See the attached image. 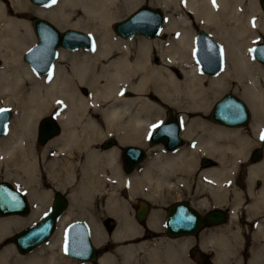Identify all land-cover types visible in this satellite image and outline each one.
<instances>
[{
  "label": "bare ground",
  "instance_id": "obj_1",
  "mask_svg": "<svg viewBox=\"0 0 264 264\" xmlns=\"http://www.w3.org/2000/svg\"><path fill=\"white\" fill-rule=\"evenodd\" d=\"M144 1L55 0L35 8L36 13L50 18L60 28H82L96 37L89 49L68 52L60 47L51 70L41 74L22 57L36 41L35 29L24 8L25 0H0V99L4 98L6 105L20 112L19 122L10 128L8 123L6 133L0 137V169L3 168L5 178L23 184L34 202L26 217L15 214L0 217V264H77L57 250L61 246L59 236L63 225L77 213L74 206L78 204H87L90 209L94 229L91 232L97 245L105 238V231L94 213L104 208L118 219L113 240L126 241L139 235L140 226L127 213V200L121 191L124 187L131 196L141 195L157 203L164 192L192 182L190 179L194 176L199 189L206 194L194 202L195 207L225 203L233 172L241 160L245 161L248 149L257 143L264 130V65L252 52L259 33L264 35V13L256 0H215V3L213 0H156L151 2L168 10L159 37L143 34L124 37L115 32L114 23L125 19ZM194 24L211 30L222 43L218 41L223 66L216 73L201 70L195 57ZM45 33V42L31 54L35 66L43 63L52 41L51 32L45 30ZM57 36L54 33L53 39ZM156 55L160 58L158 62L153 60ZM83 85L90 88L87 96L80 91ZM229 87L251 108L250 127L256 138L252 139L243 128H231L207 119L208 107ZM167 106H175L182 113L185 123L181 135L190 141L189 147L184 145L164 152L162 144L161 147L160 143H150L157 148L149 156L147 153V160L139 168L136 166L135 171L127 174L121 166L118 149L111 146L104 150L98 146V140L109 134L117 137L120 144H147L153 125L162 122L161 114ZM52 109L58 110L56 119L62 127L46 141L44 163L50 156L49 166L57 170L62 168L60 157L68 155L71 169L67 174L72 178L73 158L77 155L84 158L83 177L69 194L70 206L59 218L54 237L21 254L14 243L8 242V234L36 217L43 198L51 195L40 188L37 178L40 164L31 134L36 119ZM171 135L169 132L168 136ZM197 150L214 157L217 166L202 168ZM263 168L264 162H261L250 167L249 172L254 176ZM50 178L59 179V173H53ZM258 195L260 200L264 199V187ZM235 196L239 199L234 201L231 219L242 194L237 192ZM159 213L148 214L147 223L152 230H157ZM210 239L217 244L215 260L229 262L230 239L216 234ZM84 241L80 227L67 230L68 251L85 254ZM112 249L99 257L100 264H119V256L124 264H136L138 249H146L143 264H186L176 242L166 237L154 242H126ZM256 259L254 254L249 264H255Z\"/></svg>",
  "mask_w": 264,
  "mask_h": 264
},
{
  "label": "water",
  "instance_id": "obj_2",
  "mask_svg": "<svg viewBox=\"0 0 264 264\" xmlns=\"http://www.w3.org/2000/svg\"><path fill=\"white\" fill-rule=\"evenodd\" d=\"M36 3H49L52 0H32ZM264 9V0H259ZM164 20V12L158 6H150L143 4L141 7L129 14L125 19L114 23V30L124 37L132 36L136 33L143 34L147 37H154L160 31ZM37 40L27 50H25L23 57L31 65V67L38 73L45 74L52 68L53 61L57 54V47L62 46L67 49H76L81 47L90 48L93 43L91 34L82 31L78 28H67L62 31L49 20L42 18H35L33 21ZM45 30L50 31L52 41L49 42L46 55L43 57V63L35 66L31 58V54L42 43L45 42ZM47 32V31H46ZM54 33H57V38H54ZM60 34V36H59ZM82 39H76L77 37ZM44 41V42H43ZM195 49L194 54L198 60L201 70L208 74L218 72L223 65L222 47L218 40L209 32L202 28H197L194 34ZM254 55L264 63V40L256 43L253 47ZM52 55V56H51ZM51 56V58H50ZM0 109H7L9 111L0 112V137L5 133L7 123L11 118L12 112L8 107H1ZM209 117L211 120L229 125L240 126L246 124L251 112L246 102L239 96L226 92L218 98L209 110ZM181 124L177 115L169 110L165 120L159 123L149 135V142L151 144L161 143L167 149H173L181 146L184 143L183 137L180 135ZM60 126L54 116H44L40 119L37 129V140L39 143H45L50 137L59 133ZM171 132V137L168 133ZM264 133V131H263ZM263 143H264V139ZM116 139L113 137L106 138L103 141L104 147H110L115 144ZM145 156V150L137 145L125 146L122 151L124 160V169L131 171ZM211 161L204 157L203 163L209 164ZM13 197L15 199H13ZM65 196L56 191L53 194V199L49 209L38 218L36 221L22 227L16 231L11 239L17 249L21 252H27L40 243H42L51 234L55 224L56 217L64 209L66 205ZM31 212L29 197L20 188H17L7 180H0V215L21 214L27 215ZM147 212V202L142 201L141 205L136 209L135 215L137 220L142 221ZM187 213L190 216H186ZM191 217L190 220L185 219ZM203 216L199 215L189 204L185 201L175 202L168 208V212L164 218V228L171 236H180L184 234H194L202 224ZM224 213L215 209L212 210L205 218V221L214 220L216 222L223 221ZM188 222L187 224H184ZM80 227L84 237L85 254H78L70 251L71 255L90 260L96 257L95 244L91 238L90 230L84 220H73L68 229Z\"/></svg>",
  "mask_w": 264,
  "mask_h": 264
},
{
  "label": "rangeland",
  "instance_id": "obj_3",
  "mask_svg": "<svg viewBox=\"0 0 264 264\" xmlns=\"http://www.w3.org/2000/svg\"><path fill=\"white\" fill-rule=\"evenodd\" d=\"M151 1H156V0H145L143 3H142V5L143 4H148V5H150V6H158V7H160L161 9H163V12L165 13V16H166V18H167V15H168V10L165 8V7H163V6H160V5H157V4H154V3H152ZM256 2H257V4H258V6H259V8H260V10L264 13V9L262 8V6H261V4L259 3V0H256ZM141 5V6H142ZM33 27V26H32ZM58 27V26H57ZM58 28H60V27H58ZM67 28H69V27H63V28H60L61 30H63V29H67ZM197 28H202V29H204V30H206L207 32H209L212 36H214L213 34H212V32H211V30H207L206 28H204V27H201L200 25H198V24H194L193 25V31H194V33H195V31H196V29ZM80 29H82V28H80ZM113 29H114V27H113ZM33 30H34V27H33ZM115 31V30H114ZM116 32V31H115ZM90 34H91V32H89ZM160 33V34H159ZM158 34H157V37H159L161 34H162V30H160V32H159ZM260 35H259V38L256 40V42H255V44L256 43H258V42H260V41H263L264 40V35L262 34V33H259ZM92 35V34H91ZM135 35V34H134ZM36 36V35H35ZM93 36V39H94V41H95V39H96V37H95V35H92ZM136 36H143V35H136ZM135 37V36H134ZM215 37V36H214ZM216 38V37H215ZM153 39V38H152ZM217 39V38H216ZM218 40V39H217ZM94 41H93V43H94ZM219 41V40H218ZM220 42V41H219ZM221 43V42H220ZM33 44V43H32ZM32 44H30V45H32ZM222 44V43H221ZM254 44V45H255ZM254 47V46H253ZM61 49H63V47L61 48ZM60 49V50H61ZM64 50H66V48L64 49ZM76 50V49H75ZM66 51H68V52H74V51H69V49H67ZM76 51H81V49L80 50H76ZM253 52V51H252ZM23 57V56H22ZM254 57V56H253ZM158 59H160L159 58V55H156L154 58H153V60H154V62H158ZM254 59H255V57H254ZM23 60H24V58H23ZM256 60V59H255ZM25 61V60H24ZM57 61V60H56ZM256 61H258V60H256ZM26 62V61H25ZM259 62V61H258ZM0 63L2 64V59L0 58ZM27 63V62H26ZM259 63H261V64H263L264 65V63L263 62H259ZM0 64V65H1ZM223 70V69H222ZM221 72V71H220ZM219 72V73H220ZM36 73V72H35ZM218 73V74H219ZM38 74V73H37ZM38 75H40V74H38ZM215 75H217V74H215ZM40 76H44V75H40ZM80 91L85 95V96H87V95H89L90 94V88L88 87V86H86V85H83V86H81L80 87ZM226 92H231V93H233V94H235V95H237V96H239L235 91H233V88L232 87H229V88H227V89H225V90H223L218 96H217V99L218 98H220V96L223 94V93H226ZM240 97V96H239ZM241 98V97H240ZM242 99V98H241ZM213 102H215V100L213 101ZM212 102V104H214ZM212 104L208 107V109L206 110V112H207V114H208V117H207V119L210 121V122H212V123H216V122H214V121H212L210 118H209V110H210V108H211V106H212ZM246 104H247V102H246ZM248 105V104H247ZM3 106H5V107H9V108H11L12 110H11V112H12V116H11V119L9 120V128L11 127V126H13V124H15V123H18L19 122V119H20V112L18 111V109H16L15 107H13V106H10V105H6L5 104V100H4V98H1L0 99V108L1 107H3ZM249 106V105H248ZM249 109H250V111H252L251 110V108L249 107ZM169 110H171V111H173L174 113H176V114H178L179 115V118H180V121H181V124H182V128H183V126H184V123H185V121H184V119H183V116H182V113L180 112V111H178V109H177V107H175V106H167L166 107V109H165V111L161 114V118H162V121L164 120V117L166 116V114H167V112L169 111ZM57 115L58 114V110L57 109H52V110H50V111H47V112H45V113H43V114H41L37 119H36V121H35V123H34V126H33V129H32V134H31V138H32V144H33V147H34V150H35V152H36V155H37V159H38V162H39V164H40V166H39V171H38V175H37V178H38V180H39V183H40V188H42V190L43 191H45V192H50V196L49 197H45V198H43V200H44V202L41 204V208H40V212L36 215V217H34L33 219H31V220H29V221H27V223H24L23 225H21V226H18V227H15V228H13L12 229V231L8 234V237L9 236H12L17 230H19L20 228H22L23 226H25V225H27L28 223H30V222H33V221H35L44 211H46L47 210V208L50 206V203H51V200H52V196H53V193L55 192V191H60L61 193H63V194H66V197L68 198V202H69V206H70V203H71V200H70V198H69V194L72 192V191H74L75 189H76V187H77V185L79 184V182L81 181V179H82V177H83V172H84V170H83V164H84V158H78L77 157V155H76V158L74 157L73 158V177L72 178H70L69 176H68V174H67V172L71 169V165L67 162V157L66 156H68V155H63V156H61L60 157V166L62 167V168H58L57 170L56 169H54V167H51V166H49V164H50V162H49V160H50V156L49 157H45L46 159H45V163H44V151L46 150V145L48 144H46L45 145V143L44 144H41V143H39L38 142V140H37V127H38V125H39V122H40V119L42 118V117H44V116H52V115ZM252 114V113H251ZM253 115V114H252ZM252 121H253V117L251 116V119H250V121H249V123H247V124H245V125H241L240 127H233V126H231V128H243L244 129V131L252 138V139H254V138H256V136H255V133H253V131L251 130V127H250V125H251V123H252ZM263 121H264V115H263ZM59 123V122H58ZM59 125H60V123H59ZM61 125H60V129H61ZM9 128H8V131H9ZM8 133V132H7ZM3 136V135H2ZM1 136V137H2ZM58 137V136H57ZM109 137H113V138H115L116 139V141H115V144L113 145L114 147H112V148H116V149H118L119 150V158H120V161H121V166H122V168H123V158H122V151H123V148L126 146V145H129V144H131V143H126V144H120L119 143V140H118V138L117 137H115L114 135H112V134H109V135H106V137L104 136V137H102V138H100L98 141H99V147L100 148H102V149H104L105 147L103 146V140L105 139V138H109ZM56 138V137H55ZM184 138V137H183ZM184 140H185V147H189L190 146V141L188 140V139H186V138H184ZM133 144V143H132ZM137 145V144H136ZM139 146H142L143 148H145V150H146V152L148 153V156H149V154H150V151L151 150H153V149H155V148H157L156 146H151V144H150V142L148 141L147 142V144H144V145H139ZM159 146H162L161 144H159ZM104 150H106V149H104ZM200 150H197L196 151V154H197V156H198V159H199V165H200V158H202L203 156H207V157H209V158H211V159H213L214 160V164L213 165H210V166H208L207 165V167L206 168H209V167H211V166H217V161H216V159L214 158V157H210V155H203L202 153L200 154ZM47 159H49V160H47ZM144 160H145V158H144ZM143 160V161H144ZM146 160H147V158H146ZM145 160V161H146ZM142 161V162H143ZM144 161V162H145ZM142 162H140V165L139 164H137L135 167H136V169L137 168H139L143 163ZM142 163V164H141ZM139 165V166H138ZM241 165V164H240ZM201 166V165H200ZM50 167V168H49ZM135 167L133 168V170L135 169ZM204 168V167H203ZM53 169V170H52ZM135 169V170H136ZM51 170V171H50ZM123 170L127 173V174H131V173H129V172H131V171H126L124 168H123ZM134 170V171H135ZM55 171V172H54ZM61 171V172H60ZM133 172V171H132ZM53 173H59V179H51L50 177H51V175L53 174ZM3 174H4V170H3V168L2 169H0V180H7V181H9V182H11L13 185H15L17 188H20V189H22L23 191H25L26 193H27V195H28V197H29V201H30V203H31V208H33V206H34V202H33V200L31 199V197L29 196V194H28V190L25 188V186L23 185V184H21V183H13L12 181H10L9 179H7V178H5L4 176H3ZM240 175V174H239ZM58 177V176H57ZM192 179V180H191ZM190 179V181H192V182H190L191 183V186H190V183H188V184H179V185H177L174 189H173V191L172 190H169V191H167V192H164V194H162V196L160 197V200H159V202H157V203H154V202H152L151 200H149V199H146V198H144V197H142L141 195H134V196H131L130 194H129V192H128V189L127 188H123L121 191H122V195L126 198V200H127V204H128V212L127 213H129L128 214V216L131 218V219H133L139 226H140V228H141V233L139 234V235H137V236H135V237H133L132 239H128V240H113V234H114V232L116 231V229H117V227H118V219L116 218V216H114V215H111V214H109V213H107L106 212V210H105V208L101 211V210H98V211H96L95 213H94V217L96 218V219H98L99 221H100V223H101V225H102V228L104 229V231H105V233H104V236H105V238L103 237L102 238V240H101V242H100V246H102V242H105V240L107 239V240H109V242H111V243H109L110 244V246H111V249H109V250H113L112 248L113 247H116L117 245H119V244H124V243H126V242H135V243H140V242H143V241H151V242H154V240L155 239H159V238H162V237H166V238H169V236L165 233V229H164V227H163V219H164V216H165V214L167 213V206L173 201V199H175V198H180L181 196H183V194H185V192L187 191V189L188 188H191V187H193L194 186V190H193V192H195V193H198V198H196L195 200H194V202L195 201H199V200H201V199H203L204 198V196L206 195L203 191H197V189L199 190V184L197 183V181H198V179H196L194 176H193V178H191ZM58 180H59V182H58ZM61 180V181H60ZM193 183V184H192ZM230 187H233V184L231 183V185H230ZM232 188H231V191H229L228 192V196L230 195V193L232 192ZM234 192V191H233ZM237 192H241V190H237ZM237 192L235 193V194H237ZM238 198V197H237ZM221 200L223 199V197H221L220 198ZM239 199V198H238ZM141 200H146L148 203H149V205H150V209H149V212H150V214H151V212H155V211H158V212H160L159 214V224L157 225V230H152L151 228L149 229V227H148V223H147V218L144 220V222L143 221H138L137 219H136V217H135V209H136V207H137V205L139 204V202L141 201ZM234 200H236V196H235V199ZM234 200H232V204H231V212H233V209H234V206H233V204L235 203L234 202ZM226 201H227V199H226ZM193 202V203H194ZM84 204V203H83ZM83 204H78V206H74L75 208H76V211H77V213H75L74 215H72V217H70L69 218V220H73V219H76V218H82V219H86V217H88V212H86V211H88V207L86 206V205H83ZM149 212H148V214H149ZM83 213V214H82ZM29 215V214H28ZM28 215H19V216H21V217H26V216H28ZM91 215V213H90V209H89V216ZM7 217V215H0V217ZM13 216V215H12ZM89 222H90V218H89ZM108 225V227H110V230H109V232H108V227H107V225ZM147 224V225H146ZM90 225H91V223H90ZM228 225V224H227ZM148 227V228H147ZM221 227H223V228H221V230L220 229H214L213 231H211V233L210 234H208L207 236H206V242L203 244V242H201V246H203V248H205L207 251H210V249L209 248H213V250L214 251H211V252H213L210 256H213V257H211L212 258V260H208L207 259V261L204 263V264H241V259L239 258V256H238V254L236 255L235 253H234V249H233V245H234V243H231V239H230V237L228 236V234L226 235V232H225V230L226 229H228V227H226V226H224V225H222ZM91 228H92V232H93V226H91ZM146 232H149V233H151L153 236H154V238H151V237H148V238H146L145 237V235H146ZM214 234H216V235H223V236H225L226 238H229L230 240H229V242L227 243V247H228V255H229V257H230V260H229V262L228 261H226V262H224V263H219L218 261H216L215 260V257L217 256V244L215 243V242H212L211 241V239H210V237L212 236V235H214ZM157 236V237H156ZM170 239H172V240H174L175 242H176V248H177V251L179 252V254H182V256L184 257V259H185V263L186 264H203L202 262H199V258L200 257H202L203 255L202 254H200V253H198V254H196L195 256H192V255H190L189 253H188V247L190 246V245H192L194 242L192 241V238L190 237V238H188V237H182V236H180V237H178V238H170ZM186 239H190V241L189 242H182V241H180V240H186ZM8 242H11L12 244H13V242L11 241V240H9L8 239ZM115 244V245H114ZM198 244V243H197ZM238 248H240V247H238ZM17 250V249H16ZM146 249H138L137 250V252H138V259H137V263L136 264H143L144 262H146V258H145V256H144V251H145ZM18 251V250H17ZM57 251H59V249L57 250ZM108 250H106L105 252H107ZM104 252V253H105ZM103 254V253H102ZM207 256H209V254L207 255ZM118 262H119V264H124L123 263V259H122V257L121 256H119L118 257ZM122 262V263H121ZM246 262H248V260L246 261ZM248 264H249V262H248Z\"/></svg>",
  "mask_w": 264,
  "mask_h": 264
},
{
  "label": "flooded vegetation",
  "instance_id": "obj_4",
  "mask_svg": "<svg viewBox=\"0 0 264 264\" xmlns=\"http://www.w3.org/2000/svg\"><path fill=\"white\" fill-rule=\"evenodd\" d=\"M45 5L46 3H36V2H33L32 0H25L24 8H25V11L27 12L26 15L30 19L32 26L34 25L33 21L35 18L47 19L52 22L50 18L44 15H41L39 13H36L34 11L35 8L45 7ZM175 149L174 148L165 149L162 147V150L164 152H170V151L172 152ZM247 152L248 153H246L245 161L241 160L240 164L241 163L242 164L238 167V169H236L233 172L232 179H231V183L233 184V187L231 188L233 190L230 193V195L227 197V200H229V202L225 201V203H221V204L213 203V204H209L208 206H205L204 208H197L195 207L193 202L199 196H198V193L193 192L194 190V186H193L191 188H188L185 194H183V196H181L180 198L173 199V201L170 203L172 204L174 202L185 201L189 204V206L193 207V209L199 215H202L204 217L202 224L200 225L196 233L181 235L182 237L192 238V241L194 243L188 247V253L192 256H195L198 253L202 254L203 256L200 257L198 260L199 262H202L203 264L207 261V259L212 260L211 257L213 256H210V255L213 253L211 251H214V250L213 248H209L210 251H207L205 248H203V246H201V242H203L204 244L206 242V236L210 234L211 231H213L214 229L221 230V228H223L221 227L222 225L228 227V229L225 230L226 235L228 234V236L231 239V243H234L233 245L234 253L236 255L238 254L239 258L242 261L241 264H248V262L246 261L251 260L254 254L257 257L255 264H264V201H263L264 199L262 198L260 200V196L258 195L259 191L264 187V168L262 169L261 172H257L254 176L251 175L249 172L250 167L260 164L261 162H264V143H263V140L261 139V134H260V137H258L257 143L251 146ZM203 159L204 157L200 158V165L202 168L207 166V164L203 163ZM209 160L211 162L208 164V166L213 165L214 160H212L211 158H209ZM200 190L201 189L199 190L197 189V191H200ZM237 190H241V194H242V198L240 200L241 203L238 204L237 210L235 211V216L233 219H231V215H232L231 204H232V200L235 199V193L237 192ZM236 199H237V196H236ZM66 200H67L66 205L64 209L58 214L55 220L53 230L51 234L47 237L45 242H47L48 240H51L54 237V235L57 233V229L59 227L58 226L59 218L69 208V202H68L67 197H66ZM142 201L143 200L139 202L136 208H138L141 205ZM168 206H167V212H168ZM149 209H150V205L148 203L146 215L148 214ZM215 209H219L224 213L223 221H220V222H216L214 220L205 221V218L209 215V213ZM71 221L72 220H67V222L63 225L65 229L63 228V230L60 232L62 233V235L60 234L59 236L60 242H61L60 244L61 246H58V248H60L59 250L62 253L64 252L66 256L74 260L77 264H84V263L85 264H100L99 257L106 250L111 249V246L109 244L111 242H109V240L106 239L105 242H102L103 243L102 246H100L101 244L97 245V243H95L96 257L91 260H84V259L71 255L70 251H68V249H66L64 245L66 229ZM85 222L87 223V226L89 228V209H88V217H86ZM261 223H263V225ZM107 229L109 232L110 227H108ZM145 237L154 238V236L149 232H146ZM172 237L173 236H169V238H172ZM178 237L180 236H176L173 238H178ZM8 239L11 240V236H9ZM18 252L21 254L27 253V252H21L19 250ZM208 254L209 256H207ZM256 254H259V255H256Z\"/></svg>",
  "mask_w": 264,
  "mask_h": 264
},
{
  "label": "snow or ice",
  "instance_id": "obj_5",
  "mask_svg": "<svg viewBox=\"0 0 264 264\" xmlns=\"http://www.w3.org/2000/svg\"><path fill=\"white\" fill-rule=\"evenodd\" d=\"M213 2L215 3V0H213ZM53 3H55V0H53ZM6 111H9V110H7V109H0V112H6ZM156 127H159V125H153V128H156ZM261 138L264 139V133H262ZM13 199H15V198L13 197ZM185 219L190 220L191 217H187Z\"/></svg>",
  "mask_w": 264,
  "mask_h": 264
}]
</instances>
